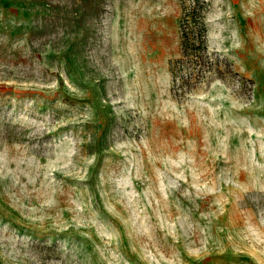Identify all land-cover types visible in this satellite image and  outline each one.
Listing matches in <instances>:
<instances>
[{"label": "rangeland", "instance_id": "obj_1", "mask_svg": "<svg viewBox=\"0 0 264 264\" xmlns=\"http://www.w3.org/2000/svg\"><path fill=\"white\" fill-rule=\"evenodd\" d=\"M0 264H264V0H0Z\"/></svg>", "mask_w": 264, "mask_h": 264}]
</instances>
